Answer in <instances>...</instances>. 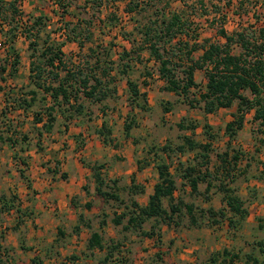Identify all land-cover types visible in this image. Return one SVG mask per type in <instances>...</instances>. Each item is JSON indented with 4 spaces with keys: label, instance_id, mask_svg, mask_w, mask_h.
<instances>
[{
    "label": "rangeland",
    "instance_id": "1",
    "mask_svg": "<svg viewBox=\"0 0 264 264\" xmlns=\"http://www.w3.org/2000/svg\"><path fill=\"white\" fill-rule=\"evenodd\" d=\"M87 1L90 3L86 4ZM128 1L117 0L114 4H108L103 0L101 1L102 5H98L100 0H62V3L67 6L68 12L63 18L53 3L54 0H46L41 9L33 2L28 4L29 0H26L24 7H20V10L25 15L23 18L29 15L26 12L32 13L31 16H44L49 21L47 23L49 28L46 29V32L50 33L54 39H59L58 36L62 32L60 28L64 21L80 18L81 28L87 29L88 32L95 31L93 40L84 41L82 50L72 42L66 43L62 50L65 61L80 62V64H85L87 61L90 66L94 65L96 56H99L102 61L117 62L124 51L129 52L131 49L130 43L122 38L123 35L129 37V34L132 33L133 38L139 41L140 33H137L134 27L141 28L143 24L158 19L162 14L167 15L174 11H182L183 19H187L192 24L190 29L197 31L203 38H208V36L213 38L212 31L206 30V28L209 29L215 25L223 27L229 34L241 26L257 29L264 25V0H135L138 3L135 15L137 22L131 20L124 13ZM82 7H85V10ZM111 16H116L117 21L109 26L108 19ZM101 19H105L103 25L98 22ZM90 21H93V24H90ZM120 30H122L121 33ZM46 32H42V38ZM4 40V37L1 36L0 54L2 56L9 52V43L3 44ZM14 49L19 55L20 61L16 76L8 78L5 84L6 91H10V102L14 98L10 95L26 92L29 89V54L31 50L28 48V41L18 32L17 38L14 40ZM89 49H94L96 54L91 56ZM130 55L133 58L135 56L134 54ZM197 55L195 54V57ZM105 57L107 58L104 59ZM117 72L118 67L116 66L111 76L116 75ZM177 72L178 77L181 78L180 70L177 69ZM127 77L138 85L140 92L148 89L145 91L146 101L138 100L144 109L136 107L135 103L131 101L125 81ZM127 77L116 78L115 83L109 84L108 87L115 88L116 93L115 95L110 94L101 103L81 98L79 102L84 107L81 117L67 120L57 114L52 131L48 134L43 132L42 137L37 135L41 124L34 123V114L41 109V104H36L28 113H23L22 110L11 111L8 116L10 121H7L5 125L0 123V131H3L5 136H7V127L17 130L16 136H14L16 145L11 146V144L0 142V191L6 196L11 195L8 199L3 195V198H0V230L5 224L4 231L7 232L10 228L9 224L11 226L16 224L20 218L21 221H18V224L22 223V227L16 235L26 237L29 231L44 233L43 240H39L35 236L29 241H24L25 246L30 245L31 248L30 252H27L26 263L34 254L38 255L44 264H66L65 260L75 263L76 260L70 261L67 257L71 253L79 259V255L74 253L76 250L71 248V243H69L70 236L66 238L63 235H57L53 224L52 228L44 230L41 224L43 226H49V224L37 222L39 215L35 213L33 207L36 202L42 207L46 205L53 207L51 211L53 220L57 221L58 228L62 229L64 234L71 235L73 227L70 223L73 224V220L77 219L79 212H82L85 219L87 218L92 224L91 231L84 234L86 238L89 232L97 229L104 245L110 244V242H119L121 247L114 253L108 264H138L139 261H142V264H168L170 261L172 264H188L180 259L187 255L184 253V248L187 246L183 244V240L184 237L186 239L190 237V234L182 236V234L186 235L183 228L188 224L187 217L184 216L178 226L171 225L170 228H167L166 224L159 219H150L141 226V229L123 231L122 226H114L111 222L117 214L123 212V206L113 200L105 201L95 194V184L92 175H90L92 172L87 170L91 165L104 166L101 173L106 178V188L112 186V180H117L116 185L119 189L117 193L125 204L130 201L127 187L130 185L133 173L136 182L143 186L145 193L143 196H136V200L144 205L147 202V196L152 192L153 186L158 180L156 165L159 161L155 160L158 154L163 161L170 164V173L173 175L176 185L174 197L181 198L186 204L194 205L197 208L195 215L198 216L199 210L205 211L209 207L214 210L226 209L222 202L223 195L216 187L211 189L207 198L203 193L205 183L199 184V195L190 192L189 186L181 178V175L184 172V167L201 166V158L198 156L201 151L185 149L183 153H180L177 151V147L183 145L184 136L189 137L197 144L207 143L203 125H209L212 128L214 139L211 141L208 151V169L214 171L219 166L216 155L227 149L224 127L231 120L235 106L233 105L230 109H219L213 114H205L203 102H198L196 90L190 91L187 99L181 95L164 91L165 83L157 77L156 65L150 59L147 51L140 52V61L135 59L132 61V69L128 72ZM195 80L203 87L205 84L203 72L197 71ZM144 84H147L149 88H146ZM6 100L4 96L0 95V109L3 108ZM46 104H50V101L48 100ZM164 107L168 109L167 112H164ZM101 110L104 112L102 113ZM129 115L135 119L136 127L131 130L128 137H125L123 124ZM103 121L111 130V135L105 142L96 131ZM179 123L185 126L192 124L195 129L194 131L180 130L177 128ZM260 139L263 143H259ZM163 146H168V151L163 152L161 150ZM230 148L229 155H232V150H237L242 154L237 163L238 171L236 173L243 170L246 163H250V168L245 174L237 176L234 173L236 179L230 184L235 189V194L244 202V207L247 208L249 215L242 221H236L232 228L228 227L226 219H218L219 224L210 227L204 226L207 217H204V220L199 219L203 226L193 227L191 230H197L195 231L196 235L202 230L216 232L218 242L209 256L203 258L202 255L196 260V264L205 262L213 264L210 262V258L216 254L220 255L223 250H226L229 255L224 262L217 263L221 259L219 257L215 264H250L246 261V256L253 258L254 250L260 247L254 237L264 227V127H261L258 122L252 121L251 113L247 115L243 129L238 133ZM179 163L182 165H178ZM83 172H85L84 179L81 177ZM27 184H30V190L27 189ZM52 190L66 195L62 198V204H57V207H54L56 200L49 196ZM73 196L77 203L80 202L81 207L70 213H63L66 216L63 217L64 215L57 210L59 207L65 206V210L68 211L67 206L70 197ZM84 201L90 202V209H84ZM162 203L163 207L167 209L168 200L165 199ZM8 208L13 212L8 211ZM226 212L229 216V212ZM16 214L19 216L18 218H16ZM100 220H103L105 225L99 229L98 222ZM125 221L126 219L122 221V225L125 224ZM258 225L260 229L257 228ZM164 226L165 231L162 232L161 229ZM151 230L155 232V236L152 238L139 233ZM171 230L178 236L175 238L176 243L172 239ZM83 231L82 229L81 232ZM74 234H79V232ZM17 240L20 239L17 238ZM157 253L160 254L161 260L155 258ZM257 254L258 252H256ZM102 256L101 253L100 256L91 258L92 263L89 264H97V259Z\"/></svg>",
    "mask_w": 264,
    "mask_h": 264
},
{
    "label": "trees",
    "instance_id": "2",
    "mask_svg": "<svg viewBox=\"0 0 264 264\" xmlns=\"http://www.w3.org/2000/svg\"><path fill=\"white\" fill-rule=\"evenodd\" d=\"M101 1L103 0H100L98 5H102ZM20 2L21 0H11L10 2L0 0V37L3 36L5 39L3 44L9 43L10 52L5 56L0 54V95L7 99L3 108L0 109V123L5 125L7 121H10L8 116L11 111L22 110L23 113H28L36 104H41V109L34 114V123L41 124L37 135L42 137L43 132L48 134L52 131L57 114L67 120L81 117L84 113V107L79 102L81 98L101 103L110 94L115 95V88H109L108 85L115 83L116 78L127 77L128 72L132 69V61L134 59L140 61V52L147 51L150 59L156 65L157 77L165 83L164 91L181 95L187 99L190 91L196 90L198 102H203L205 114H213L219 109H230L233 105L235 106L231 120L224 127L227 149L216 155L219 166L214 171L208 169V151L210 143L214 139L212 128L209 125H203L207 143L197 144L189 137L184 136L183 145L177 147V151L180 153H183L185 149L201 151V154L198 155L201 158V166L184 167V172L181 175V178L189 186L190 192L199 195V184L205 183L203 193L207 198L211 189L216 187L223 195L222 202L226 209L214 210L209 207L205 211L199 210L198 216L195 215L197 208L194 205L186 204L181 198L174 197L176 185L173 175L170 173V164L163 161L157 154L155 160L159 161L156 165L158 180L154 184L152 194L148 197L145 206H141L136 200V196L144 194V188L137 184L133 177L127 187L130 201L125 204L117 193L119 190L116 185L117 180H112V186L106 188V178L101 173L104 166L95 164L89 167L96 194L105 201L113 200L123 206V212L112 219V224L122 226L123 231H135L141 229V226L150 219H159L167 226H178L182 218L186 216L188 227L200 228L203 224L199 219L204 220V217H207L205 222L203 221L206 227L218 225L219 220L226 219L228 227L232 228L236 221H242L248 217L249 212L244 207V202L235 194V189L230 184L235 181L236 175L246 173L250 168V163H246L245 168L236 173L238 171L237 163L242 154L237 150H232V155H229V152L230 145L243 129L248 114L251 113L252 121L258 122L261 127H264V25L257 29L241 26L230 34L223 27L215 25L216 36L220 40L213 42L205 39L199 42L200 34L194 29H190L192 24L187 19H183V12L174 11L167 15L162 14L158 19L143 24L141 28L134 27L137 33H140L139 41L133 38L132 33L129 34V37L123 35L122 38L130 43L131 49L129 52L124 51L117 62L102 61L99 56H96L94 65L90 66L86 60H84L85 64L65 61L62 50L66 43L71 42L76 43L82 50L84 41L93 40L94 33L80 27V18H75L74 22L64 21L60 28L62 32L58 36L59 39H54L50 33L46 32V29L49 28L47 24L49 21L44 16L28 15L23 18L25 15L19 9ZM104 2L114 4L117 0H104ZM53 3L62 14V18L68 14L67 6L62 3V0H54ZM88 3L90 2L87 1L86 4ZM137 4L135 0H129L124 8V13L136 22L138 21L135 16ZM82 9L85 10V7ZM116 19V16H111L108 19L110 21L108 25L116 23ZM104 21L105 19L98 20L102 25ZM191 22L193 23L192 20ZM90 24H93V21H90ZM17 32L28 41V48L31 50L29 54V89L26 92L10 95L14 96L10 102V91H6L5 84L8 78H14L18 72L20 57L14 49ZM42 32H46L44 38L41 37ZM110 43L112 44V42ZM89 51L91 56L96 54L94 49H89ZM130 54H134V58ZM195 54H198L197 57ZM116 66L118 72L111 76ZM177 69L182 74L181 78L177 75ZM197 71L204 74L205 84L203 87L195 80ZM125 81L131 101L135 103L136 107L144 109L138 100L142 99L145 102L146 94L140 92L138 85L129 77ZM144 85L147 86V84ZM48 100L50 104L47 105ZM101 111L104 112V110ZM167 111L168 109L164 107V112ZM135 125V119L129 115L123 124L125 137L130 135L131 130L136 127ZM177 128L194 131L195 126L192 124L185 126L179 123ZM6 131L7 136L3 131H0V142L11 144V146L16 145L14 136H16L17 130L7 127ZM96 131L102 137L103 142L111 135V130L105 121ZM259 143H263V141L260 139ZM161 150L168 151V146H163ZM165 199L168 200L167 209L163 207L162 203ZM85 207L90 208V204H86ZM226 211L229 212V216ZM78 219L82 221L83 217L80 215ZM124 219L126 221L122 225ZM103 225L105 223L102 220L100 227ZM74 231H78V226ZM139 233L148 238L155 236L153 230ZM258 245L262 250V244L258 243ZM120 247L119 242H110V244L104 245L101 235L96 232L91 234L87 243L88 250H105L101 264L109 263ZM262 251L264 252V250ZM228 255L229 253L223 250L220 255H213L210 262L215 264L219 257L223 262ZM155 258L161 260L160 254L157 253ZM75 259L74 256L69 258V260ZM246 259L247 262L255 264L252 256H246ZM31 263L43 264L38 256H35Z\"/></svg>",
    "mask_w": 264,
    "mask_h": 264
},
{
    "label": "crops",
    "instance_id": "3",
    "mask_svg": "<svg viewBox=\"0 0 264 264\" xmlns=\"http://www.w3.org/2000/svg\"><path fill=\"white\" fill-rule=\"evenodd\" d=\"M5 1L6 2H10L11 0H5ZM31 2H33L36 6L39 7V9H41V7L43 6L42 4L43 3L45 4L46 0H29L28 4H30ZM25 3H26V0H21V2L19 4L20 5L19 9H20V7L23 8ZM21 12H22V10H21ZM26 13H29V15H32V13H30V12H26ZM210 21L212 22V20H210ZM72 22H74V20H72ZM206 30L212 31V34H213L212 37L213 38H211V36H208V38H203L202 35H200L199 36V42H201L202 40H205V39L213 41V42L220 40L219 37L216 36L215 26H212V28H209V29L206 28ZM237 30H235V31H237ZM91 31L93 33H95L94 30H91ZM67 44H69V43H67ZM65 46H66V44L64 45V47ZM199 54H200V52H199ZM146 88H149L148 85L146 86ZM145 91H148V89L144 90V93H145ZM87 170H90V169H87ZM90 172H91V170H90ZM84 173L85 172H83L82 175H81L82 179L85 178ZM90 175H92V173ZM133 175L134 174L132 173L131 177H133L135 182H136V177L133 176ZM26 187H27V189L30 190V184H27ZM94 192H95V185H94ZM95 194H96V192H95ZM144 194H142V196ZM151 194H152V192L147 196V201H148V197ZM2 195L6 196V194L4 195L0 191V198H3ZM49 196L51 198H53L54 200H56V206H54V207H57V204L58 205L62 204V198L66 197L65 194L58 193L57 191H54V190H52V192L50 193ZM10 197H11V195L6 196V199H8ZM72 198H73V200H71ZM75 200H76L75 196L70 197V201H69L68 206H67L68 207V211L65 210L66 209L65 206H63L62 208L59 207L57 211L58 212L60 211L61 214H63L65 212L66 213H70L72 210L75 211L78 208L80 209V207H81L80 202L78 201V203H77ZM86 204H90V202H87V201L83 202L84 209L85 210L90 209L91 208V204H90V208H86L85 207ZM146 204H147V202L144 205H141V204L140 205L141 206H145ZM33 205H34L33 207H34L35 213L39 215V218L37 219L38 220L37 222H42V223L46 222V223L49 224V226H43L41 224V226L44 228V230L52 228V224H53V227L55 228V233L57 235H59V236L63 235V236H66V238H69V236H70L71 241L69 243H71V248L73 247V249L76 250V252H74V253L79 255V259L77 258L76 255H73L71 253L67 257L70 258V257L74 256L76 258L75 259L76 261H75V263H73V262H68L67 260H65L66 264H85V263L89 264V263H92L91 258H96L97 255L100 256L101 253H102L103 256L100 257L99 259H97L96 263L100 264L102 262V259L105 256V250L99 251L97 249H94V250H88L87 249V243H88V240H89L91 234L93 232L94 233L96 232V233H98L100 235V233H99V230L97 231V229H94L93 232H89V235H88L87 238L84 236V234H86L87 231H91L90 229L92 228V224H91V221L89 222L87 218H86L87 220L85 219V216H84V214L82 212H79V214H78V217L80 215L83 217L82 221H79L78 217H77V219L73 218L74 219L73 220V224L70 223V225L73 227L72 233H71V235H67V234H64L62 232V229L58 228L59 226H57V224H58L57 221L53 220L54 217L52 216V213H51V211L53 210L52 206L46 205V206L42 207V205L37 204L36 202ZM30 207H32V206H30ZM10 212H13V211H10ZM63 215H64L63 217H66L65 214H63ZM263 216H264V214H263ZM18 217L19 216L16 214V218H18ZM70 219H72V218H70ZM77 220H78V224H77ZM18 221H21L20 218H19V220H17L16 224L14 223L12 226L9 224L10 228L8 229L7 232L4 231V229H6L5 224H4V227H2L1 230H0L1 231L0 232V264H32L31 260L35 256H38L36 254H34L33 256H30V259L26 263L25 258L28 257L27 252H30L31 248H30V245L29 246H25V242L31 240V238H34L35 236H37L39 238V240H43L44 233L40 234L39 231L36 232V233L29 231L27 233L26 237H24V235H16V233L20 232V229L22 227V223L18 224ZM101 221L102 220H100V222ZM100 222H98L99 229H100ZM76 226H78V231H74ZM81 226H83L84 228H82ZM166 227L170 228L167 225H166ZM25 228L27 229V226ZM191 228H193V227L186 226V227L183 228L184 232L186 233V235L182 234V232H181L182 236L183 235L187 236V235L190 234L189 235L190 237H188L189 239L188 238L186 239L183 236L184 237L183 244H185L187 246V247L184 248V253H187L186 256H188V255L189 256L188 257L184 256V257H181L180 259L182 261H186L188 264H190V263L191 264H196L195 263L196 260L198 258H201L202 255H203V258L204 257L206 258L207 256H209L210 252L213 251L214 247L216 246V243L218 242V239H217V235L215 234L216 232H213V231L206 232V230H202L198 235H196L195 231H197V230H191ZM257 228L260 229L259 225L257 226ZM82 229L84 230L83 232H81ZM161 231L162 232L165 231V226L162 227ZM78 232H79V234H74V233H78ZM171 235H172V239H174V240H175L176 237L178 238V236L176 234H174L172 232V230H171ZM17 238H19L20 240H17ZM254 238H255L257 244L258 243L262 244V250H264V227L261 230L258 231L257 236H255ZM176 242H177V240H175V243ZM228 242L229 243H233L232 241H228ZM227 247H229V246L227 245ZM262 250L260 249V247L258 249L254 250L253 261L255 262V264H264V252ZM200 252H202V253H200ZM256 252H258L257 255H256ZM70 261H74V260H70ZM221 262H222V259H220L217 263H221ZM138 264H142V261H139ZM168 264H172L171 261ZM203 264H207V263L205 262ZM234 264H236V263H234ZM250 264H253V263L250 262Z\"/></svg>",
    "mask_w": 264,
    "mask_h": 264
}]
</instances>
